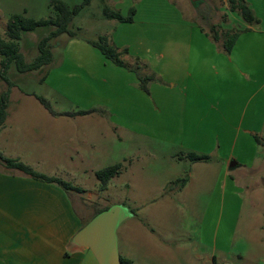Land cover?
Listing matches in <instances>:
<instances>
[{
    "label": "crops",
    "instance_id": "crops-1",
    "mask_svg": "<svg viewBox=\"0 0 264 264\" xmlns=\"http://www.w3.org/2000/svg\"><path fill=\"white\" fill-rule=\"evenodd\" d=\"M102 1L123 17L132 8L131 0ZM203 2L211 6L220 2L217 8L231 13L226 0ZM99 4L98 16L101 17L100 0ZM182 5L185 7L184 0H168L166 17L159 20L149 19L153 6L145 2L135 9L132 23H119L102 16L103 24L99 20L98 25L84 29L87 35H82L83 39L64 38L58 55L52 52V62L45 66L46 73L40 84L50 86L55 92L59 91L55 85L60 78L73 86L80 84L82 104L66 112L55 109L44 99L52 113L47 111L46 116H40L48 117L44 121L50 130L35 131L36 137L41 138L37 157L40 161L31 163V152L26 151L25 155L21 148L17 149L20 145L17 140L7 144L10 149H0V155L74 187L82 180L90 182L96 172L88 175V171L83 170L97 168L91 166L90 155L96 144L90 140L93 132L90 124H79L92 118L109 121L113 132L119 131L117 135L100 132L99 138L113 137L110 142L116 149L114 165L120 164L125 173L131 168L133 153L140 151L136 141L143 139L153 146H161L162 153L188 169L184 185L172 193L181 195L191 181L200 185L210 181L215 166L218 170L215 184L232 183L231 173L238 164L233 168L229 164L232 160L238 162L233 155L237 139L258 136L257 132L264 129V31L245 26L250 33L240 36L231 53L225 56L207 37L218 16L210 8L213 18L208 14L201 18L190 14L187 6L183 11ZM248 5L251 7L250 3ZM222 16L225 23L218 25L229 23L230 16L226 13ZM200 20H205L207 29ZM98 37L106 38L119 51L126 50L127 55L122 60L127 65L133 66L138 60L144 66L141 75L155 77L148 95L138 89L135 73L112 65L84 40ZM70 74L80 77L74 79ZM78 112L86 114L76 115ZM7 120L6 116L0 135L6 131ZM70 124H76V128ZM172 147L177 151L172 153ZM188 153L207 156L209 160L192 163L178 159L179 155L183 157ZM127 160L128 166L125 165ZM257 163L263 165L262 160ZM254 165V159L245 163L250 168ZM195 167L200 169L198 176L192 171ZM0 168L3 167L0 165ZM3 169L5 171L0 170V264H98L88 247L75 242L76 234L88 221L84 224L77 216L69 193ZM122 171L108 181L102 191L97 182L98 194L94 197L98 199L99 194L111 187L122 189L116 181ZM77 188L89 189L88 185ZM201 189L194 187V194ZM134 211L125 214L115 230L119 258L131 264H216L217 244L207 242L199 227L192 230L193 236L190 227L180 230L184 234L178 237L172 250L170 242L155 238L158 235L146 222L134 220L138 216Z\"/></svg>",
    "mask_w": 264,
    "mask_h": 264
},
{
    "label": "rangeland",
    "instance_id": "rangeland-1",
    "mask_svg": "<svg viewBox=\"0 0 264 264\" xmlns=\"http://www.w3.org/2000/svg\"><path fill=\"white\" fill-rule=\"evenodd\" d=\"M54 1L63 2L70 8L80 4V0H0V37L7 41L5 37L6 22L12 16H23L34 21L53 19L55 15L51 3ZM131 1V9L134 10L145 2L152 4L153 11L149 19L158 18L160 20L166 17L165 7L168 0ZM244 1L247 5L251 4L252 8L249 5L248 7L259 20V24L251 28L264 31V0ZM184 2L185 7L180 6L183 11L187 6L190 14H198L201 18L204 14H208L213 18V11L215 16H218L215 20L216 25L225 23L223 13L230 16V19L228 18L229 23L226 25H215L219 34L221 31L224 33L228 30L238 31L241 32L239 38L250 33L249 29L244 31L246 30L244 27L247 25L241 20L238 13H228L222 7L217 8L221 6L220 2H214L212 6L207 5L203 0H198L196 3H192L190 0H184ZM213 8L216 10H213ZM99 11V0L92 1L90 7L84 8L73 18L69 29L72 31L79 29L81 35H87L84 29L92 27L93 24L98 25L99 20H101L100 24H103L105 19L102 15L101 17L98 16ZM163 11L164 14H162ZM200 24L204 29H207L205 20L201 21ZM53 30L52 27H42L33 32L21 34V38L17 42V49L25 63L32 62L39 55L38 43ZM64 38H67V36L62 35L51 40L50 51H54L58 55L59 47L64 43ZM138 65L141 68L144 67L140 63ZM145 68L148 69L147 66ZM140 71L141 69L138 72L139 75H141ZM45 73V67L34 72L18 73L14 65L11 64L6 77L12 87L8 88L0 77V94L9 93L6 109L8 126L6 131L0 135V149H10L7 144L11 140L20 141V145L16 148H21L25 155L27 154L26 151L31 152L29 160L31 163L40 161L37 160V157L40 155L41 138L36 137L35 131L50 130V126H47L46 121H44L48 117H40L46 116L48 112L40 105L36 97L46 99L55 109L66 112H72L83 101L80 84L73 86V84L60 78L57 85L53 84L59 89L58 92H55L50 86L40 84L41 77ZM69 76L74 79H77L75 78L77 76L80 77L79 74H70ZM75 101L78 104H75ZM56 102L59 104H54ZM87 122L90 124V130L93 131L90 134V140L96 144V151L95 149L90 150V155H92L91 166L97 167L94 170H83L88 171L89 175L92 171L97 172L116 166L113 159V156L116 155V149L110 142L112 136L104 137V139L99 138L100 132L115 133L111 122H102L90 118L85 119L84 123H80L79 126H86ZM70 125L72 128H76V124ZM257 134V137L264 140V129L258 131ZM97 143H99V146ZM136 144L139 146L140 151L133 153L131 168L125 173V170L119 164L123 170L120 171L123 174L116 181L119 185H122V189L111 187L106 193L99 194L100 197L96 199L94 196L98 194L95 189L98 181L94 176L90 178V182H88L89 179L88 181L76 182L75 187L88 185L89 188L88 191H82L80 194L69 193L73 209L84 224L100 212L112 207H120L125 214H132L135 209L138 216L134 220H139V223L146 222L158 235L155 238L161 242L164 240L170 242L172 250L175 241L184 234L179 232L180 230L190 227L192 232V230L195 231V227H199L207 242L212 243V245L214 242L217 244L215 251L216 264H264V148L254 142L253 136L237 139L233 155L237 157L238 162L236 160H232V162L237 163L238 166L231 173L234 180L232 183L225 186L220 182L215 184L218 171L217 166H215L211 170L210 181L203 185L191 181L189 187L181 195L172 192L181 188L180 180H187L189 172L185 164L173 162L172 158L162 153L161 146H153L143 139L136 141ZM170 151L172 153L176 152L177 148L172 147ZM253 159L255 165L252 168L245 166L246 162ZM260 160L263 161V165H258L257 162ZM127 164H129V160L126 161L125 165ZM3 168H0V170L5 171ZM199 170L198 167L192 169L196 176H198ZM182 174L185 175L178 176ZM91 182L95 184L92 185ZM164 187L165 190L162 191ZM194 187H202V189L194 194ZM99 191H101L100 188ZM194 234L192 232L191 235ZM220 250H223V252ZM182 255L185 257L184 252H182Z\"/></svg>",
    "mask_w": 264,
    "mask_h": 264
},
{
    "label": "trees",
    "instance_id": "trees-1",
    "mask_svg": "<svg viewBox=\"0 0 264 264\" xmlns=\"http://www.w3.org/2000/svg\"><path fill=\"white\" fill-rule=\"evenodd\" d=\"M93 0H80V4L70 8L63 2L54 1L51 3L52 10L54 11V18L49 20L34 21L32 19L25 18L23 16H12L6 22L5 37L7 41L0 37V77L6 83L8 88L12 87V84L6 77V73L11 64L14 65L15 70L18 73H29L40 70L42 67L48 66L52 62V52L50 51V41L58 38L62 35L67 36L68 39H83L80 34V30L72 31L69 29V25L85 7H87ZM102 16L107 20H114L119 23H132L133 16L135 14L134 9H130L126 17L121 16L119 13L111 11L108 9L102 0ZM228 8L230 12H236L240 16L241 20L248 26L252 27L259 24V20L254 16L253 12L250 10L248 5L244 0H227ZM42 27H52L54 30L45 38H43L37 46L39 55L30 63H25L22 55L17 49V42L21 38V34L30 33L37 28ZM244 31H248L247 29ZM241 32L238 31H227L217 32L216 27L209 29L207 37L215 45L217 50L228 56L232 48L234 47L238 36ZM85 42L91 46L93 49L97 50L104 59L109 61L112 65L123 68L129 72H133L137 75L138 79V89L145 94H149V86L156 81L155 77L152 75H139V70L141 67L138 65L139 61L135 60L133 66L127 65L122 57L127 55L126 50L119 51L113 45L109 44L107 39L104 37H98L96 40L85 39ZM9 99V93L0 94V127L4 124L6 120V109ZM37 101L43 108L52 113L48 103L40 97H36ZM84 112H78L76 115H84ZM254 142L264 148V140L253 135ZM178 159H186L192 163L206 162L209 160L207 156L196 155L188 153L185 156H181ZM0 165H2L6 170L16 171L22 177L47 184L53 185L64 192L82 193V190L72 186L57 178L46 177L32 170L31 168L23 165L20 162L9 160L3 158L0 155ZM120 172V166H112L105 168L103 170L97 171L95 173V178L99 182L100 190H104L108 181L116 177ZM179 183V181H178ZM182 186L185 180H180ZM179 183V184H180ZM181 186V187H182ZM101 213V212H100ZM86 225V224H85ZM84 226V225H83ZM121 264H131V262L120 258Z\"/></svg>",
    "mask_w": 264,
    "mask_h": 264
},
{
    "label": "water",
    "instance_id": "water-1",
    "mask_svg": "<svg viewBox=\"0 0 264 264\" xmlns=\"http://www.w3.org/2000/svg\"><path fill=\"white\" fill-rule=\"evenodd\" d=\"M196 3L198 0H190ZM235 163L229 164L230 168ZM125 212L120 207H112L97 214L75 236V242L88 247L98 264H121L116 249L115 230L124 219Z\"/></svg>",
    "mask_w": 264,
    "mask_h": 264
}]
</instances>
